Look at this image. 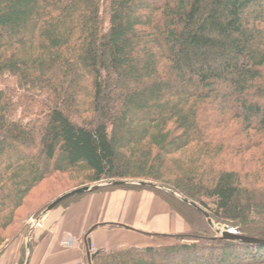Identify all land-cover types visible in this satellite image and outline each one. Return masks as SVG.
<instances>
[{
    "label": "trees",
    "instance_id": "16d2710c",
    "mask_svg": "<svg viewBox=\"0 0 264 264\" xmlns=\"http://www.w3.org/2000/svg\"><path fill=\"white\" fill-rule=\"evenodd\" d=\"M54 174L159 184L264 240V0H0V247ZM148 190L190 231L91 264H264Z\"/></svg>",
    "mask_w": 264,
    "mask_h": 264
},
{
    "label": "crops",
    "instance_id": "0c3cea01",
    "mask_svg": "<svg viewBox=\"0 0 264 264\" xmlns=\"http://www.w3.org/2000/svg\"><path fill=\"white\" fill-rule=\"evenodd\" d=\"M47 223L46 229L52 230L37 242L30 264H86L88 242L95 251L154 248L168 245L170 237L188 231L177 213L148 192L90 195L66 211H55ZM66 237L72 239L70 247L65 245Z\"/></svg>",
    "mask_w": 264,
    "mask_h": 264
},
{
    "label": "rangeland",
    "instance_id": "374dc122",
    "mask_svg": "<svg viewBox=\"0 0 264 264\" xmlns=\"http://www.w3.org/2000/svg\"><path fill=\"white\" fill-rule=\"evenodd\" d=\"M262 152H263V148L262 149L261 148L260 149H254L250 153H247L246 157L245 158L243 157V159H244V161H249V160H251V156H253V158L255 157L254 160L256 161V158ZM143 182H146V181H143ZM149 183H151V182H149ZM94 185H96V184H91V183L87 182L85 176L79 175V174H72V175L54 174L53 176H50L45 181H43L36 189H34V191L28 197L25 206L23 208L19 209V211L17 213V219L15 220L13 225L11 227H9L7 230H5L4 232H2V236L5 239V241H4L3 245L0 247V264H25L26 260H27V252H26L27 251V242H28L27 234H28L30 227L35 222V220L40 216V215L38 216V214L42 210L47 208V206L51 205L54 201H56L57 199H59L60 197H62L64 195H66L67 193L73 192V191L80 189V188H83V187H91ZM157 185H159V184H157ZM119 191L134 192V193H139V192L151 193L156 198H158L163 203H165L173 212L177 213V215L184 220V218L177 211H175L176 208L174 209V207H172L165 199H163L161 196H159L158 194H156L155 192H153L151 190H148V189L147 190L130 189V188H120V187H106V188H103V189L96 191L92 194H84V195H80V196H74L76 198L72 197L70 199H67L64 202H62L59 206H57L55 209H53L51 212H49L45 217H43L41 219V221L39 222V226L37 228H35L34 232L31 235L30 243H29L30 251L32 250V252H34L35 249L38 247L37 242L44 240L46 238V236H48V233L52 230L49 228L46 229L47 224H48L47 223L48 219L52 213H55V211H62V210L66 211L69 207L79 203L85 197H88L90 195L101 194V193H103V194L104 193H113V192H119ZM160 195H162V194H160ZM153 222L154 221L151 218V225ZM185 223H186V221H185ZM213 223L218 228L219 227L224 228V226H222L220 224H216L214 221H213ZM119 226H121V225H119ZM121 227L124 228L126 226H121ZM190 229H191V227L188 225V231L187 232H189ZM210 229H211V227H210ZM88 232L90 233L91 231H88ZM153 234H154L153 236H156L155 238L161 237L158 235V233H153ZM183 234H185V233H183ZM215 235L218 236L216 233H215ZM65 241H66L65 245L67 247H70L72 245V239H68L66 237ZM176 243H177L176 239L170 238L168 245H165V246L173 245ZM162 247H164V246H162ZM154 248H159V247H154ZM86 258H87V255H84L85 261H86ZM85 263L87 264V262H85ZM32 264H34V261H32ZM138 264H148V262L142 261V262H138Z\"/></svg>",
    "mask_w": 264,
    "mask_h": 264
},
{
    "label": "water",
    "instance_id": "95a60500",
    "mask_svg": "<svg viewBox=\"0 0 264 264\" xmlns=\"http://www.w3.org/2000/svg\"><path fill=\"white\" fill-rule=\"evenodd\" d=\"M125 186H135V187L154 189V190L164 192V193L176 198L178 201L182 202L183 204H186V205L192 207L193 209L199 211L200 213H202L204 215L208 225L211 227V229L220 238H222L224 240L233 241V242H237V243H241V244H254V245L264 243V240L234 234L228 229V227H224V228L219 227L218 228L213 223V221H212V219H211V217L207 211L203 210L197 204L181 197L180 195H178L174 191L167 189L161 185H157V184L149 183V182H143V181H118V180H115V181H104V182H100V183H98L94 186H91V187H83V188L77 189L73 192L67 193L66 195L60 197L59 199L54 201L51 205H49L45 209V211H43L40 214V216L35 220V222L33 223V225L30 227V229L28 231V234H27L28 242H27V251H26L27 252V260H26L25 264H30V261H31V251L29 248L31 235H32L33 231L35 230L37 224H39L41 219L43 217H45L49 212H51L53 209H55L57 206H59L65 200L70 199L74 196H80V195H84V194H92V193L99 191V190L106 188V187H125ZM124 228L129 229L128 227H124ZM104 252H105L104 249L97 250L94 253H91L90 250H88L87 251V257L89 259V264H91L99 255L103 254Z\"/></svg>",
    "mask_w": 264,
    "mask_h": 264
},
{
    "label": "built area",
    "instance_id": "2783aa9c",
    "mask_svg": "<svg viewBox=\"0 0 264 264\" xmlns=\"http://www.w3.org/2000/svg\"><path fill=\"white\" fill-rule=\"evenodd\" d=\"M230 231L234 234H238L237 231L235 229H230Z\"/></svg>",
    "mask_w": 264,
    "mask_h": 264
}]
</instances>
